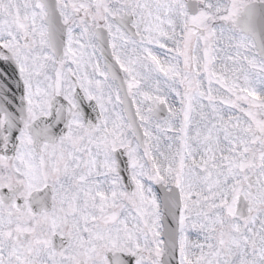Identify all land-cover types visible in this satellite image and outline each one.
Here are the masks:
<instances>
[{
  "label": "snow or ice",
  "instance_id": "6c2138e0",
  "mask_svg": "<svg viewBox=\"0 0 264 264\" xmlns=\"http://www.w3.org/2000/svg\"><path fill=\"white\" fill-rule=\"evenodd\" d=\"M0 264H264V0H0Z\"/></svg>",
  "mask_w": 264,
  "mask_h": 264
}]
</instances>
